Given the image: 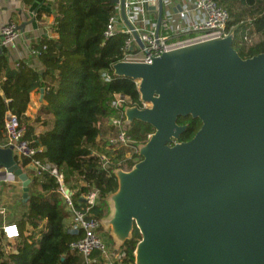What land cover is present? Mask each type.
I'll list each match as a JSON object with an SVG mask.
<instances>
[{"label":"water","instance_id":"obj_1","mask_svg":"<svg viewBox=\"0 0 264 264\" xmlns=\"http://www.w3.org/2000/svg\"><path fill=\"white\" fill-rule=\"evenodd\" d=\"M112 3L143 48L126 0ZM163 4L143 5L157 15L156 32ZM233 41L230 34L151 63L113 65V76L133 81L146 106L126 107L124 125L144 123L153 133L137 147L138 162L113 171L117 188L98 220L112 253L136 229L134 264H264V54L241 59ZM180 118L201 124L188 142H178L186 130ZM0 169L20 181L26 203L30 180L11 148H0Z\"/></svg>","mask_w":264,"mask_h":264},{"label":"trees","instance_id":"obj_2","mask_svg":"<svg viewBox=\"0 0 264 264\" xmlns=\"http://www.w3.org/2000/svg\"><path fill=\"white\" fill-rule=\"evenodd\" d=\"M214 2L229 15L226 31L234 36L233 49L238 56L249 59L264 54V0ZM54 12L56 41L42 38L33 47L41 51L38 61L42 73L22 61L17 62V68L9 69L4 51L0 55V146L6 139V114L14 115L19 127L25 128L30 94L41 88L46 104L44 119L41 121L38 115L35 123L45 130L36 137L33 146L38 150L33 159L55 167L74 193L77 208L83 207V196L96 190L98 204L88 213L100 220L106 212L105 199L117 188L113 171H127L140 160L137 147L147 141L153 129L134 121L125 126L129 148L110 147L108 140L106 145L100 143L104 123L120 118L113 108L118 97L124 99L125 107H143L137 85L113 76L112 67L123 60L129 36L116 32L104 38L109 20L118 12L112 0H55ZM177 36L182 38L184 33ZM177 124L186 126L178 142L191 140L201 126L190 118H180ZM126 149L133 152L130 157L124 155ZM100 157L108 160L107 169L102 168ZM15 162L23 171L28 163ZM29 180L28 200L21 204L22 212L14 222L18 238L6 242L0 226V264H83L80 255L69 251L70 243L80 234L64 230L68 213L54 178L42 174ZM139 240L134 229L120 249L126 254L124 262H133Z\"/></svg>","mask_w":264,"mask_h":264},{"label":"built area","instance_id":"obj_3","mask_svg":"<svg viewBox=\"0 0 264 264\" xmlns=\"http://www.w3.org/2000/svg\"><path fill=\"white\" fill-rule=\"evenodd\" d=\"M177 1L181 6L182 12L189 13V6L187 7V4H189L187 2L188 0ZM140 2L141 0H126L125 8L127 13ZM192 8L199 14L200 18L192 22L182 32L184 33L182 38L174 36L166 17L163 16L161 19L158 32H156L155 28H148L147 22L144 19L140 21L138 27L134 26L143 45V48H139L131 33L120 22L118 12L117 15L109 20L107 29L104 32V38L107 39L116 32L127 34L129 38L125 42L126 53L122 61L151 63L154 58L170 50L201 41L225 38L228 36L226 27L229 22V15L225 9L217 6L214 0H193ZM118 23L121 25L120 29L116 27ZM19 37L20 31L18 26L13 22L6 23L0 28V48L3 49L14 45ZM44 50L45 47L43 46L42 51ZM40 53V50H32V55L36 58L40 56ZM14 68H17V63H15ZM145 107L143 105L142 108ZM113 108L118 112L120 118L110 121V126L116 134L108 140V145L117 149L122 147L129 148L131 142L126 136L124 125V109L126 108L124 99L118 97ZM4 130L6 139L0 148H11L15 160L28 161L25 170L32 177H40L42 174H48L57 183V192L61 196L68 213L66 220L71 219V233L80 234L78 239L70 243L69 251L80 255L83 264H134L133 262H124L126 258L125 252L120 250L117 253L111 252L109 241L99 232L98 219L88 213L97 201L98 192L92 189L81 198L83 207L77 208L73 202L74 193L64 184L63 177L58 174L55 167L33 159L37 149L33 144L23 138L24 128L19 127L18 119L11 113H7L5 116ZM100 162L103 169L108 168V160L100 157ZM10 179H14V176L0 169V182L6 183ZM2 231L5 239L9 241H14L18 238V230L15 225L5 226Z\"/></svg>","mask_w":264,"mask_h":264},{"label":"crops","instance_id":"obj_4","mask_svg":"<svg viewBox=\"0 0 264 264\" xmlns=\"http://www.w3.org/2000/svg\"><path fill=\"white\" fill-rule=\"evenodd\" d=\"M147 1L152 0H141L135 8L127 13L128 19L133 26L138 27L140 21L145 19L148 28H155L157 15L150 14L144 10L143 5ZM54 2L55 0H0V28L8 22H13L18 26L20 31V37L14 45L3 49L0 48V55L4 51L9 69H14L15 63L22 61L33 70L42 73V67L38 58L32 55V50L42 38L50 41H56L57 39V35L52 30L55 13ZM187 2L189 3L187 7L189 6L190 11L189 13H183L177 0H164V17L167 18L174 36L180 35L192 22L200 18L199 14L192 8L193 0H188ZM116 27L120 29L121 25L118 23ZM45 107L43 91L41 92V88L34 89L30 94L29 104L26 110L29 121L28 125L24 128L23 135V138L33 145L36 144L37 135L45 130L41 124L35 123V118L38 115L41 121L44 119L42 111ZM24 171L29 179L32 178L27 170ZM19 182L14 177V179H10L6 184H10L13 188H16ZM1 184L4 183L0 182ZM22 204L24 203L22 202ZM3 211L0 208V212ZM70 220L64 221V230H67L69 233L72 231ZM14 222L5 221L3 216L0 220V226L3 229L5 226L14 225ZM5 241L13 242L7 239Z\"/></svg>","mask_w":264,"mask_h":264},{"label":"rangeland","instance_id":"obj_5","mask_svg":"<svg viewBox=\"0 0 264 264\" xmlns=\"http://www.w3.org/2000/svg\"><path fill=\"white\" fill-rule=\"evenodd\" d=\"M102 127H103L102 137H101L102 139H101L100 143H102V145L103 144L106 145L107 140H109V138H111L114 133H112V131L110 129L111 126H110L109 121L106 124L104 123V126H102ZM123 153L126 157H130L133 154L131 149H126V150H124ZM0 186H1L0 208H1V210H4L3 212H0V220L4 216L5 221L14 222L19 217V215L21 214L22 209H23L21 206L22 200H23L22 185L19 182V184H17L16 188H13L12 185H10V184L7 185L6 183L1 184ZM105 205H106V212L104 213V215H106L108 213V206H107L106 202H105ZM66 227H67V225H66ZM100 234L103 236V233L101 230H100ZM103 237L106 240H109L106 236H103ZM5 249L8 250L9 248L6 247Z\"/></svg>","mask_w":264,"mask_h":264}]
</instances>
